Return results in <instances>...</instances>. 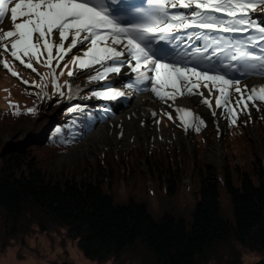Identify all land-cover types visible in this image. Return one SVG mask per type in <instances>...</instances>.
I'll use <instances>...</instances> for the list:
<instances>
[{
	"label": "snow or ice",
	"instance_id": "1",
	"mask_svg": "<svg viewBox=\"0 0 264 264\" xmlns=\"http://www.w3.org/2000/svg\"><path fill=\"white\" fill-rule=\"evenodd\" d=\"M261 14L264 0H0V65L13 77L20 75L14 61L40 75L41 83L21 79L40 90L41 100L52 99L44 90L51 76L57 104L74 98L117 101L128 98L124 88L150 90L175 110L185 132L198 133L204 120L176 106L178 97L199 96L198 103L209 109L215 99L233 125L240 113L250 116L249 103L257 110L264 104V85L241 87L242 79L264 77ZM34 63L49 71L39 73ZM69 63L75 69L67 70L72 79L61 84ZM129 72L134 76L118 84L117 78ZM81 75L90 84L106 83L90 96L77 97ZM12 107L14 115L21 114L18 105ZM37 110L26 109L29 114ZM66 110L83 113L85 106ZM159 115L175 123L171 111L151 112Z\"/></svg>",
	"mask_w": 264,
	"mask_h": 264
},
{
	"label": "trees",
	"instance_id": "2",
	"mask_svg": "<svg viewBox=\"0 0 264 264\" xmlns=\"http://www.w3.org/2000/svg\"><path fill=\"white\" fill-rule=\"evenodd\" d=\"M25 94L31 100L30 108L36 106L38 110L35 114L25 110L17 118L47 120L43 108L55 99L53 90L52 99L41 104L31 89L25 87ZM71 105L59 110L61 121L50 126L44 141L15 146L12 142L0 149V209L13 223L31 211L45 228L49 221L65 225L80 239L84 254L98 261L138 244L152 255L155 264H205L219 244L264 251V163L259 157L249 166L236 163L218 168L204 163L198 168V187L190 194L186 188L184 204L175 203L183 193L179 187L184 170L172 162H158L149 172L153 186H159L158 198L148 186L145 193L134 189V177L127 178L129 182L120 190L114 185L115 171L99 170L78 177L43 166V161L65 153L71 146L68 142L86 131L83 117L65 110ZM200 118L206 125L200 132L206 135L209 129L215 131ZM117 169L120 177L124 170ZM239 254L233 250L230 264H247ZM250 264H264V256Z\"/></svg>",
	"mask_w": 264,
	"mask_h": 264
},
{
	"label": "rangeland",
	"instance_id": "3",
	"mask_svg": "<svg viewBox=\"0 0 264 264\" xmlns=\"http://www.w3.org/2000/svg\"><path fill=\"white\" fill-rule=\"evenodd\" d=\"M73 51L75 52V50ZM7 58L12 61L11 56ZM65 59L67 60L68 57ZM55 63L54 60L53 64L55 65ZM34 67L38 69L39 73L49 71L39 64L34 63ZM63 67V64H61L60 68L57 69V73ZM13 70L20 74L19 77H13L8 70L0 65V149L8 147L12 142L15 146L21 143L26 145L31 140L32 143L44 141L48 128L54 123H60L59 110H62V107L77 103L85 106V112L78 113V115L83 117L86 131L81 136H76V139H71L68 142L71 146L67 148L68 150L65 153H61L51 160L43 161L44 165H42L49 169L65 170L78 177L99 170L102 172L105 170L109 173L115 171L117 176L114 185L117 189L121 190L125 182L128 183L129 179L134 177L132 180L135 182L132 184L134 189L141 191L140 193H145L148 186L151 194L158 198L159 186L158 184L153 186L149 173L153 166L158 162L164 165L170 162L176 165L181 164L185 175H180L183 181H181L179 188L180 192L183 193L175 200V203L179 205L184 204V194H187L186 188L190 190L188 192L190 194L192 190L198 187V168L201 169L204 163L214 164L218 168L236 163L249 166L250 162L258 157L264 163V104H261L257 110L249 103L250 116L243 112L240 113L236 124H232L230 129L231 118H226L222 109V114L214 118L202 113L201 109L205 105L196 102L194 104L196 114L202 116L215 129V131L209 129L204 135L202 132L197 133L191 129L185 132L179 126L180 120L175 110L169 105L165 106L157 98L160 113L164 110L171 111L175 123L163 115L149 119L143 126L147 128L150 125L149 129L152 131L148 139L144 141L139 137L138 130L133 126L127 127L126 122L120 127L113 125L120 115L126 114L124 111L121 112L119 107H129L130 102H120L118 107V104L113 103L115 101L74 98L71 102L62 100L60 105L56 107L55 102L52 101L58 98L55 97L43 108L47 120L43 119L39 122L30 116L18 119L17 115L13 114L15 109L12 105H18L21 115L31 105V100L25 94V87L31 89L34 94L40 91H36L33 84L25 85L21 77L25 80L41 83V76L30 69H26L18 61L13 62ZM67 70L75 69L69 63L68 69H65V74L60 77L61 84L72 79L67 76ZM128 80L121 81L126 82ZM76 83L80 85V91L76 95L82 97L90 96L92 89H99L100 85L106 82L101 81L90 84L87 77L81 75ZM245 84L249 86L252 84L256 86L264 85V77L253 75L242 79L241 87L243 88ZM52 90L54 94L55 90L51 82V76H49L45 91L51 94ZM128 90L137 94L141 93V91L135 89ZM65 91H67V88H65ZM205 94L208 95L207 92ZM195 98L201 99L199 96L189 97L184 95L178 97L179 100H192ZM38 99L41 104L42 100ZM171 103L170 101L169 104ZM212 103L213 108H216L215 99L212 100ZM257 103L260 104L259 101ZM213 108H208V112L213 111ZM158 118L161 121L160 123L156 122ZM158 125L161 128L160 135L151 129ZM118 166L124 170L120 171V177H118ZM118 179L120 180L117 181ZM33 214L35 213L26 211L17 223H13L11 217L3 209H0V264H50L52 262L155 264L152 255L141 244L104 261L88 258L80 246V239L72 236L65 225L49 221L47 223L48 227L45 228L37 222ZM233 250L240 253L242 261L247 264L254 263L264 256V251L245 248L239 244H219L212 251L211 257L205 264H230L233 261Z\"/></svg>",
	"mask_w": 264,
	"mask_h": 264
},
{
	"label": "bare ground",
	"instance_id": "4",
	"mask_svg": "<svg viewBox=\"0 0 264 264\" xmlns=\"http://www.w3.org/2000/svg\"><path fill=\"white\" fill-rule=\"evenodd\" d=\"M7 25H8V21L6 20L5 21V27ZM54 53H55V50H54ZM124 71H128V70L125 69ZM129 75H134V74H132L130 72L128 73V75L122 74L120 77L117 78V83L119 84V83H122L121 80L129 79ZM252 85H254V84H252ZM123 90L128 93V98H119L117 101H115L113 103H115L116 105L118 104L117 105L118 107L120 106L119 105L120 102H130L131 105L129 106L130 108L128 106H126L125 108H123L122 106H121L122 108L119 107V110H121V112L124 111L126 114L120 115L119 118H117L114 121L113 125L115 124V125H118L120 127L122 124H125V122H126L127 127L133 126L135 129H137L138 134L140 135L139 137H141L145 141L148 139L152 130L149 129L150 125L147 128H144L146 126H143V125L149 119L155 118V117L151 116L152 111H156L158 113H160V111H161L160 107L157 103V97L150 90L141 91V93H139L140 95L137 93H133L134 91L128 90L126 88ZM74 91H75V89H74ZM205 95H207V94H205ZM199 100L200 99H197V98L192 99V100H188V99L179 100L177 98V100L175 101V104L178 107L189 108L196 114L194 104L196 102H198ZM213 110L215 111V115L212 114L213 111L210 110L208 112V108L206 106H203V108L201 109V112L206 114V115H210L214 118L219 117V115L222 114L221 109L213 108ZM151 129H153L155 133L157 132L156 134L160 135L159 131L161 130V128L159 127V125L157 127H152ZM48 130H49V128H48ZM100 130H102V129H100ZM183 138H185V136H183Z\"/></svg>",
	"mask_w": 264,
	"mask_h": 264
}]
</instances>
